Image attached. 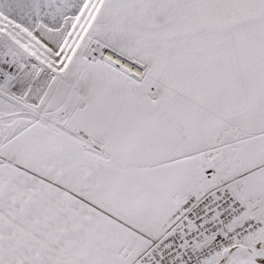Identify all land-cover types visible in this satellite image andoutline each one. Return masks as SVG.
<instances>
[{
  "label": "snow or ice",
  "instance_id": "snow-or-ice-1",
  "mask_svg": "<svg viewBox=\"0 0 264 264\" xmlns=\"http://www.w3.org/2000/svg\"><path fill=\"white\" fill-rule=\"evenodd\" d=\"M0 264H264V0H0Z\"/></svg>",
  "mask_w": 264,
  "mask_h": 264
}]
</instances>
